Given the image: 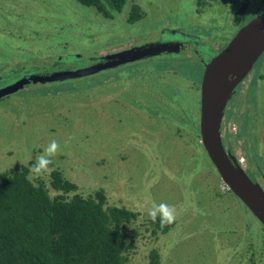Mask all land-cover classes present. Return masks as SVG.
Listing matches in <instances>:
<instances>
[{
  "label": "rangeland",
  "instance_id": "374dc122",
  "mask_svg": "<svg viewBox=\"0 0 264 264\" xmlns=\"http://www.w3.org/2000/svg\"><path fill=\"white\" fill-rule=\"evenodd\" d=\"M133 3L144 17L131 22ZM263 10L264 0H128L105 17L78 0H0V83L28 67L42 71L57 60L69 63L60 67L86 64L167 37L191 38L211 56ZM193 49L29 83L1 98L0 172L30 169L55 139L61 151L52 169L84 196L103 189L109 204L138 213L126 227L128 264H148L153 249L162 264H264L261 221L229 193L198 148L204 67ZM232 120L244 130V137L230 140L233 151L246 159L249 177L261 182L264 52L227 104L223 123ZM29 176L50 179V173ZM153 202L176 208L167 234L150 221Z\"/></svg>",
  "mask_w": 264,
  "mask_h": 264
},
{
  "label": "trees",
  "instance_id": "16d2710c",
  "mask_svg": "<svg viewBox=\"0 0 264 264\" xmlns=\"http://www.w3.org/2000/svg\"><path fill=\"white\" fill-rule=\"evenodd\" d=\"M78 1L112 17L128 0ZM142 16L141 7L132 4L129 21ZM198 148L215 168L202 143ZM29 174L26 165L0 172V264H128L126 227L136 219V211L109 204L103 189L84 196L58 168L50 172L49 181L32 180ZM150 221L160 234L176 224L161 228L159 219ZM149 257L148 264H162L157 249Z\"/></svg>",
  "mask_w": 264,
  "mask_h": 264
},
{
  "label": "water",
  "instance_id": "95a60500",
  "mask_svg": "<svg viewBox=\"0 0 264 264\" xmlns=\"http://www.w3.org/2000/svg\"><path fill=\"white\" fill-rule=\"evenodd\" d=\"M177 44L158 42L146 47L106 54L100 59L68 67L56 61L53 68L36 70L29 67L25 75L0 87V98L16 93L29 83H46L59 79L86 76L146 57L175 49ZM264 52V10L240 28L233 40L206 64L201 83L200 133L201 143L223 182L264 224V189L244 171L234 155L225 148L221 125L225 108L235 88L252 70ZM205 54V51L203 52ZM206 60L208 56L205 54ZM31 71V72H30Z\"/></svg>",
  "mask_w": 264,
  "mask_h": 264
},
{
  "label": "flooded vegetation",
  "instance_id": "af4514ba",
  "mask_svg": "<svg viewBox=\"0 0 264 264\" xmlns=\"http://www.w3.org/2000/svg\"><path fill=\"white\" fill-rule=\"evenodd\" d=\"M133 4H136V3H133ZM137 5H139V4H137ZM131 8H132V6H131ZM141 9H142V7H141ZM142 13H143V16L142 17H144L143 9H142ZM192 40L193 39H191V38H187V37H183L182 38L181 36H177V37H173V38L172 37H169V38L168 37L167 38H161L160 40L156 41L155 43H158V42H167L168 44H172V45L177 44L178 45V48H177L178 50L171 49V50L165 51V52H163V53L160 54L161 56H167V57L177 56V55L181 54L182 51H185L187 49H192V47L195 46V49H193V50L197 51V54L200 56L202 65L204 67V72H205L206 64L211 60V57L213 55H217L218 53H216L215 51H212L214 53L211 52L212 54H211V56H209L208 53L205 52V54L208 56V60H206V56L203 53V50H201V48H199L198 46L194 45L192 43ZM26 73H28L27 70H25L24 72H22V74H20V75H23V74L25 75ZM20 75L16 76L15 78H13V79H11V80H9L7 82L0 83V87L6 86V85L14 82ZM203 76H204V73H203ZM202 79H203V77H202ZM236 88H235V90H236ZM235 90H234L233 94L235 93ZM233 94H232V96H233ZM225 110H226V108H225ZM224 114H225V112H224ZM223 119H224V117H223ZM230 122L231 121H228L227 123L224 124L223 121H222V125H221V135H222L223 144H224L226 150L231 155H234L236 157V159L238 160V162L240 163V165L242 166V168L245 171V169L248 167L247 166V163H246V159H244V158L242 159V158L238 157L235 154V152L233 151V147L231 146V142H230V140L233 137H235V136H237L238 139H240L239 137H244V130H242V128H241L242 131L239 130V127L237 126V124L233 120H232V123H230ZM234 128L236 129V131L233 130ZM225 137H226V139L228 141V146H226L225 143H224V138ZM241 141L243 142V140H241ZM263 178H264V175H263ZM252 180L255 181V182H257V183H259L261 185V187L264 189V180L260 182L259 181V177H258V180H255V179H252Z\"/></svg>",
  "mask_w": 264,
  "mask_h": 264
},
{
  "label": "clouds",
  "instance_id": "9594fccd",
  "mask_svg": "<svg viewBox=\"0 0 264 264\" xmlns=\"http://www.w3.org/2000/svg\"><path fill=\"white\" fill-rule=\"evenodd\" d=\"M61 151L60 143L53 139L43 149L42 154L35 157V161L31 164L30 171L37 176H43L50 173L53 169L50 167L53 164V157ZM149 218L155 223L159 219L161 228L174 223L176 219V208L174 205L161 202L159 204L153 202L148 209Z\"/></svg>",
  "mask_w": 264,
  "mask_h": 264
}]
</instances>
